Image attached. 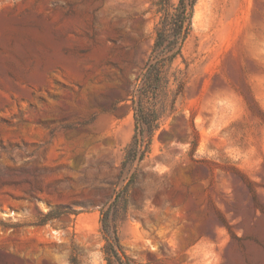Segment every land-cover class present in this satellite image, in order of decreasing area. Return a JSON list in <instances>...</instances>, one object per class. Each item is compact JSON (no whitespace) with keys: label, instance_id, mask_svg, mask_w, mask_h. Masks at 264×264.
Segmentation results:
<instances>
[{"label":"rangeland","instance_id":"rangeland-1","mask_svg":"<svg viewBox=\"0 0 264 264\" xmlns=\"http://www.w3.org/2000/svg\"><path fill=\"white\" fill-rule=\"evenodd\" d=\"M153 1L0 0V264H106L109 206L137 264H264V0L196 1L183 93L123 168Z\"/></svg>","mask_w":264,"mask_h":264},{"label":"trees","instance_id":"trees-1","mask_svg":"<svg viewBox=\"0 0 264 264\" xmlns=\"http://www.w3.org/2000/svg\"><path fill=\"white\" fill-rule=\"evenodd\" d=\"M197 0H155L151 8L158 16L155 25V37L149 55L135 77L130 94L133 111L134 133L124 150L121 161L123 168L133 161L142 160L147 152L151 138L160 126V118L167 109L170 95V110L177 96L185 86L181 69L174 66L178 58L182 59L183 44L192 29L193 10ZM112 206L100 212V231L105 241L102 254L106 264H137L123 250L112 217ZM49 214L45 215V218ZM44 223V222H43ZM70 264H77L71 259Z\"/></svg>","mask_w":264,"mask_h":264}]
</instances>
